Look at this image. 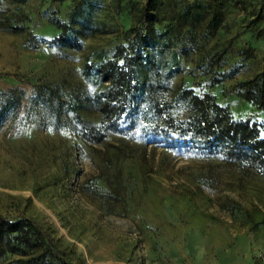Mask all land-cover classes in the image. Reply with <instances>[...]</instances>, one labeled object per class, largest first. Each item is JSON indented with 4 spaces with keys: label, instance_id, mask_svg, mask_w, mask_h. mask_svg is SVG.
Instances as JSON below:
<instances>
[{
    "label": "rangeland",
    "instance_id": "rangeland-1",
    "mask_svg": "<svg viewBox=\"0 0 264 264\" xmlns=\"http://www.w3.org/2000/svg\"><path fill=\"white\" fill-rule=\"evenodd\" d=\"M97 1V15L109 32L84 36L80 50L31 47L26 33L0 28V92H23L15 112L0 123V214L31 218L75 264H264V176L116 133L99 144L83 142L70 127L73 121L55 128L30 103L34 83L74 89L83 62L121 41L144 3ZM194 3L218 5L221 27L201 48L211 51L230 41L225 68L236 69L210 86L195 68L198 51L177 47L181 70L172 82L211 92L235 118L263 121L264 111L239 98L233 87L263 67L264 0H155L159 26ZM72 4L0 0L1 8L26 15L28 30L45 38L56 33L49 17L65 19ZM257 14L260 20L250 25ZM245 47L253 57L241 61Z\"/></svg>",
    "mask_w": 264,
    "mask_h": 264
},
{
    "label": "trees",
    "instance_id": "trees-1",
    "mask_svg": "<svg viewBox=\"0 0 264 264\" xmlns=\"http://www.w3.org/2000/svg\"><path fill=\"white\" fill-rule=\"evenodd\" d=\"M154 2L144 0L122 40L109 51L91 53L81 66L82 80L74 89L34 83L30 103L39 105L55 128L73 121L70 127L83 142L99 144L108 133H116L144 146L217 160L264 176V120L250 115L235 118L228 105L211 92L172 82L181 70L177 47L183 53L198 51L195 68L208 76L210 86L233 76L236 68H225L224 59L230 41L211 51L201 48L207 36L221 27L218 5L194 3L181 13L164 17L159 26L161 18ZM99 7L97 0H73L65 19L49 17L56 29L51 38L28 30L26 15L0 7V28L26 33V45L31 47L45 44L80 50L84 36L109 32L97 15ZM260 18L257 14L250 25ZM261 31L264 35V22ZM31 39L37 43L32 44ZM239 55L241 61L250 59L253 50L241 48ZM233 88L239 98L264 111V57L262 69ZM22 96L17 88L0 92V123L15 112ZM0 264L75 263L31 218L0 214Z\"/></svg>",
    "mask_w": 264,
    "mask_h": 264
}]
</instances>
